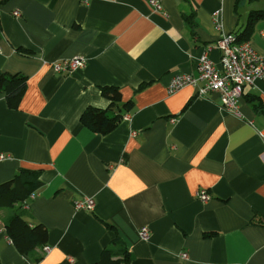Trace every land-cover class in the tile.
Listing matches in <instances>:
<instances>
[{"label": "crops", "instance_id": "1", "mask_svg": "<svg viewBox=\"0 0 264 264\" xmlns=\"http://www.w3.org/2000/svg\"><path fill=\"white\" fill-rule=\"evenodd\" d=\"M86 1L0 0V75L27 79L17 108L0 94V155L10 157L0 185L23 170L42 183L0 210V264H94L115 240L129 264H264V80L244 90L239 115L216 93L168 92L203 53L220 64L221 35H239L264 0H160L162 12L150 0ZM262 30L264 18L247 40L264 56ZM76 57L84 69L54 73ZM105 86L133 107L111 111L123 119L98 135L81 117L109 107ZM84 198L93 210L76 209ZM17 214L48 229L50 253L18 251L6 232Z\"/></svg>", "mask_w": 264, "mask_h": 264}, {"label": "built area", "instance_id": "2", "mask_svg": "<svg viewBox=\"0 0 264 264\" xmlns=\"http://www.w3.org/2000/svg\"><path fill=\"white\" fill-rule=\"evenodd\" d=\"M149 5L156 12L163 11L160 0H150ZM14 15L19 16L20 13L15 12ZM261 36L264 38V30L261 31ZM217 48L221 52L220 64H216L208 52L203 53L198 60L196 74L175 75L169 84L168 92L174 94L186 87H194L198 90V97L216 93L219 96V106L222 111L239 115L240 99L244 90L254 86L256 81L264 80V56L260 55L249 41L239 42L233 34H222L217 42ZM86 66L85 57H76L54 62L52 69L56 74L66 75L82 70ZM9 158L1 154L0 162ZM197 196L204 202L209 200L205 190L198 192ZM74 204L76 209L91 211L96 203L94 199L84 198ZM139 234L144 240H149L151 237L148 227L141 228ZM51 250L52 248L45 246L43 253L48 254ZM181 256L183 259L188 258L187 253Z\"/></svg>", "mask_w": 264, "mask_h": 264}, {"label": "trees", "instance_id": "3", "mask_svg": "<svg viewBox=\"0 0 264 264\" xmlns=\"http://www.w3.org/2000/svg\"><path fill=\"white\" fill-rule=\"evenodd\" d=\"M264 18V11H252L249 15L245 29L240 32L237 41L245 42L252 33L255 23ZM27 88V79L24 76L0 75V94H5L10 106L17 108ZM103 96L110 101L107 109L88 107L81 117V123L98 135H107L112 132L123 119V114L111 115L110 112L119 105L126 111H131L133 102H122V93L119 88L105 86L102 88ZM123 104V105H122ZM122 109V110H123ZM121 112V111H120ZM42 183L38 175L31 171H21L13 180L0 185V210L13 208L17 204L24 203L35 193ZM6 232L10 240L22 255L33 256L36 249H43L49 238L48 229L38 224L31 226L26 222L22 214H17L6 222ZM118 240L113 241L112 247L107 248L101 259L94 264H129L130 254L126 251L121 258L114 252L113 247L119 245ZM43 255L35 257V263L42 261Z\"/></svg>", "mask_w": 264, "mask_h": 264}]
</instances>
